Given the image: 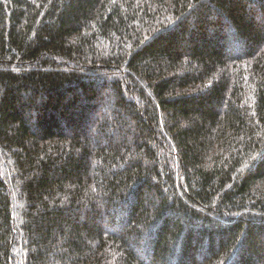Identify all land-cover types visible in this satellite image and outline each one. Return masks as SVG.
<instances>
[{"label": "trees", "instance_id": "16d2710c", "mask_svg": "<svg viewBox=\"0 0 264 264\" xmlns=\"http://www.w3.org/2000/svg\"><path fill=\"white\" fill-rule=\"evenodd\" d=\"M0 264H264V0H0Z\"/></svg>", "mask_w": 264, "mask_h": 264}]
</instances>
